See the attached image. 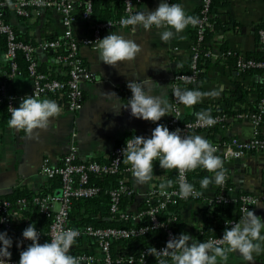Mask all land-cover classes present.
<instances>
[{"label": "crops", "instance_id": "0c3cea01", "mask_svg": "<svg viewBox=\"0 0 264 264\" xmlns=\"http://www.w3.org/2000/svg\"><path fill=\"white\" fill-rule=\"evenodd\" d=\"M73 1L78 3L80 0ZM201 1L176 0V3H181L187 13L193 15L200 8ZM157 4L158 0H140L134 6L138 9L144 7L154 9ZM79 13L78 7H75L74 21L71 24L73 33L78 36L91 32L90 23L83 20ZM214 16L217 17L219 23L224 25L216 29L211 28L214 30L206 44L211 49L212 56L205 69L200 90L207 91L220 86L222 89L218 97L205 96L198 103L216 101L224 105L223 97L229 96L231 92L240 94L237 92L238 83L251 86L257 76L243 77L239 71L230 68L226 64V57L221 48L225 47L228 51L242 57L247 52L261 48L262 45L257 42L255 36V26L264 20V0H227L223 6L217 8ZM7 19L27 42L36 46V57L40 63L50 68L56 75H67V63L61 57L54 55L55 50H44L39 46L43 40L62 39L64 36L65 27L57 9L35 7L28 9L24 15H18L14 8L10 7ZM111 31H119L131 36L141 45L140 52L132 61H119L111 66L99 61L95 48L81 46L79 48L80 57L94 77L92 80L81 83L83 97L80 109L71 110L67 96L63 92L45 94L40 97L55 100L61 106L62 111L60 115L53 118L47 129H34L39 132V141L30 139L23 130H15L8 125L3 128L0 134V197L17 187H25L34 192L46 188L50 180L40 172L41 165L44 162L50 166L61 164L62 157L68 150L72 133H75L76 155L80 161L104 159L124 138L151 134V130L155 127L153 121L134 117L128 109L122 106L120 108L119 102H127L126 81L144 78L147 80L146 86L150 90V95L166 94L171 102V80L176 73L186 69L189 65L190 48L193 42L191 27L187 26L182 33L167 42L161 41L159 36L161 30L155 26L147 31L142 27L132 25L113 26L106 29L102 37ZM9 60L5 51L0 48V68L5 66ZM2 83L7 94L25 95L33 88L31 76L17 70L7 75ZM107 91H115L120 96L119 101L115 99L105 101L104 93ZM257 97V92H250L245 96V103H251ZM186 107L190 106L181 105V111ZM169 114H165L160 120H166ZM253 132L254 127L250 120L242 118L232 121L218 137L235 136L240 139H249ZM260 132L264 134V126L261 127ZM199 134L205 137V133ZM224 167L225 177L232 186L228 195L234 200L230 205L235 212L237 210L235 200L240 192L259 195L263 191L264 152H248L241 158L224 162ZM202 169L205 175H213L207 169ZM169 170L161 168L158 163L153 165L154 175L151 181L145 184L137 183L131 174L129 182L134 191L133 202L141 201L143 193L159 185L162 178L169 179ZM217 187L218 185L210 184L207 189H201L203 198H211ZM211 205L208 206L202 201H188L181 204L179 209L184 231L193 236L203 221L201 211L204 207L209 208ZM54 206L57 207V203ZM250 209L264 219V207L255 203ZM11 212H14L18 218L25 217L12 208ZM0 230H5L1 223ZM81 244L87 248H78ZM72 250L89 251L96 257L95 264H100V253L94 243L76 242ZM221 264L225 262L221 261ZM226 264H264V251L254 254L252 262H244L237 253L229 252Z\"/></svg>", "mask_w": 264, "mask_h": 264}, {"label": "built area", "instance_id": "2783aa9c", "mask_svg": "<svg viewBox=\"0 0 264 264\" xmlns=\"http://www.w3.org/2000/svg\"><path fill=\"white\" fill-rule=\"evenodd\" d=\"M140 0H132L133 5H135ZM124 7L123 13L120 16L108 19L103 22H93L90 19L91 12V2L90 0H85L83 2V10L80 11L79 15L83 20H86L90 23L91 32L84 35H75L72 31V22L74 21V1L73 0H45L44 6L46 8H55L57 9L62 16V23L65 27L64 36L62 39H50L43 40L39 46L44 50H60L66 49V54L61 57L70 67L67 70L66 79H55L47 78L45 74L37 70L35 57L33 55L34 47L30 43H25L22 41L16 40V35L9 23H0V31L6 35V51L5 54L11 59L14 57L16 49H21L24 51L25 57L28 61V73L32 78L33 88L27 94H38L39 96L45 94H56L63 92L69 101V106L71 110H78L82 105V81L92 80L94 75L83 63L80 54L79 48L81 46H89L95 48L96 39L102 37V33L113 26H125L121 23L122 17L127 15L126 9L128 0H123ZM210 3L211 0H202L200 5V16L198 17V23L196 25H188L189 27L195 28L196 38L191 44V55L189 61V70L188 72L176 73L171 80L170 87V100L173 105V114H169L166 120H159L154 122L156 126L157 123L165 124L169 127L170 130L175 128H180L183 130V134H188L190 128H208L211 126H201L198 118L182 124L181 119L176 118L177 112L181 113V102L173 95V89L179 87L181 82H194L196 76L199 72L198 62L204 58H210L212 56L211 49L208 46L199 47L204 43V31L206 29L212 28V23L209 20L210 14ZM3 6H10L14 8V11L18 15L26 14L27 10L30 8L41 7L37 5L35 0H9L2 1L0 0V8ZM129 26V25H127ZM259 42L264 46V29L259 30ZM207 41H205V45ZM231 51H228L230 53ZM12 68L15 69V63L11 64ZM238 70L249 67H262L264 68V60L256 61L254 59H244L241 55L236 63ZM130 91V90H129ZM26 95V94H25ZM131 92L129 93V96ZM24 95L16 94H7L5 93L4 86L0 87V101L2 98H5L7 102V110L10 113L8 106H17L20 99ZM255 112L238 115V118L249 119L251 124L254 127V132L252 137L249 139H240L238 137L232 136L225 138L216 142H212L217 148V155L221 157L224 162H229L233 159H238L244 156L248 152L252 151H262L264 152V136L261 135V124L262 114L264 113V95L259 100L258 104L255 107ZM224 117L215 116L216 122L223 120ZM75 133L71 135V141L68 147L67 152L62 157L61 164L59 166H50L47 162H44L41 165L40 172L52 178L55 176H60L61 178V187L59 188L60 192L57 195L46 194L44 196H33L31 202L37 207L38 212L51 219L47 235L49 240L52 237L55 229L59 225L64 227H73L68 223V211L70 206V200L73 198H89L97 195L102 188L109 195V213L110 216H118V218L135 222L142 219L144 216L149 218V222L143 224L139 227H95L92 225H82L79 227H73L79 229V235L75 238L74 244L70 248V252L81 259V264H95L96 257L91 252H73L72 248L75 246L77 240L78 243L81 241L85 243H94L100 253V264H150V259H153L156 263L154 255L147 253V248L150 246H155L158 250L165 246V242L170 238V235H174L173 230L167 223H161L158 220V213H170V207H173L172 212L180 208V205L183 204L182 201H202L206 205H211L215 201L222 203L232 204L234 201L228 195V192L231 190L232 186L226 188L228 180L225 178V182L222 185H218L214 195L209 199H204L202 194L198 196H190L188 199H182L175 194L178 191V183L176 186L169 187L166 191L161 192L159 185H155L143 193L142 200L146 203V207L142 210L136 208L135 202L132 205L127 206L126 208H120V199L122 195H133V189L129 182V176L132 174L130 171V164H126L122 157L121 149L125 144L124 140L121 144L115 145L111 153L103 159V161H98V159H90L88 161H80L77 159V147L74 142ZM157 164V161L153 162V165ZM105 175L115 176L116 184L106 185L101 188L100 185L96 184L91 180L92 177H101ZM182 173L175 169L176 181L180 178ZM188 180V171L183 173ZM198 192L200 189L195 188ZM201 193V192H200ZM139 201L138 203H140ZM257 201L264 202V191L259 195H254L251 193H241L238 194L237 199L235 200L237 204V210L239 216L236 219H230L233 222L239 219L241 215L244 214L246 209L255 204ZM27 201L24 198H19L16 200L15 204L24 206ZM57 203V207L54 204ZM42 206L46 208L41 209ZM12 203L9 200L0 198V217L3 218V221L0 222L3 229H9L14 227L18 233L17 235V245L26 247L30 240L22 237V230L29 224L33 223L35 227L40 231V236L42 234L38 221L31 220L27 216L16 217L14 212H11ZM17 214V213H16ZM227 221V220H225ZM225 221L222 222V230L228 225L225 224ZM20 222L26 223V225H18ZM163 227L165 232L164 242L159 245H154L153 243H148L141 248H126L124 249V255L121 257L114 258L111 253V243L119 239H129L135 236L143 235L149 230H152L157 227ZM219 236H209L205 240L214 239ZM86 247L80 245L78 248ZM135 250V255L134 251ZM144 253L143 260L141 256ZM15 264L18 261L17 258H8ZM5 264H9L8 261H5Z\"/></svg>", "mask_w": 264, "mask_h": 264}, {"label": "clouds", "instance_id": "9594fccd", "mask_svg": "<svg viewBox=\"0 0 264 264\" xmlns=\"http://www.w3.org/2000/svg\"><path fill=\"white\" fill-rule=\"evenodd\" d=\"M11 3V0H9ZM37 5L44 6L45 0H35ZM127 15L122 17L121 23L125 26L132 25L149 30L153 26L160 29L161 41L167 42L178 36L188 25H196L198 18L187 13L181 3H171L170 0H158L154 9L136 8L132 0H128ZM95 51L100 62L114 66L119 61H132L140 52L141 45L131 36L119 31H111L107 35L97 38ZM150 78V77H149ZM147 80L130 79L126 87L131 95L127 102H119L128 109L130 114L141 119L153 122L159 121L165 114H173V105L166 94H149L146 86ZM222 86L202 91L198 88L173 89V95L179 102L191 106L201 101L205 96L218 97ZM105 101H119L120 96L115 91L104 93ZM10 117L7 124L15 130H23L30 139L39 141V132L34 129H47L53 118L60 115L62 108L53 99L41 98L38 94L24 95L18 106L9 105ZM119 112V111H117ZM210 109L195 113L201 126H211L216 123ZM181 119L179 112L174 115ZM52 118V119H50ZM183 130L175 128L170 130L165 124L157 123L151 134L134 135L127 138L121 149L122 157L126 164H130V171L139 184L151 181L153 162L158 161L163 169H178L182 175L176 181L178 191L175 192L182 199L190 196L201 195L194 184L189 182L183 173L201 167L213 175H205L200 180L202 189H207L210 184L222 185L225 182L226 169L224 161L217 155V148L201 134H183ZM174 182L162 178L159 183L161 192L166 191ZM256 204L264 207V203ZM46 208L42 206L41 209ZM3 218L0 217V222ZM201 227L203 228L202 223ZM222 235L214 239L197 241L185 231L170 235L165 246L159 250L155 246L147 248V253L154 255L157 264H221L228 259V253H237L244 262L254 261V254L264 251V219L255 214L252 209H246L236 221L227 220ZM79 229L73 227H56L50 240L40 242V231L34 222L29 223L22 230V237L31 242L19 253L15 264H81V259L70 252ZM13 244L12 237L7 230H0V264L8 261L12 264L10 251ZM147 253L143 252L141 260ZM170 258V259H169Z\"/></svg>", "mask_w": 264, "mask_h": 264}, {"label": "trees", "instance_id": "16d2710c", "mask_svg": "<svg viewBox=\"0 0 264 264\" xmlns=\"http://www.w3.org/2000/svg\"><path fill=\"white\" fill-rule=\"evenodd\" d=\"M7 1V0H2ZM85 0H80L78 3H74V7H78L79 11L83 10V2ZM91 2V12H90V19L93 22H103L108 19L120 16L123 13L124 3L123 0H90ZM171 3H176V0H170ZM227 0H211L210 3V14L209 20L212 23V27L214 29L222 27L224 24L219 23L217 17L214 16V13L217 11V8L223 6ZM10 6H3L0 8V23H9L7 19V12L9 11ZM195 17L200 16V8L193 14ZM15 32L16 40L27 42L24 37L15 30L13 26H11ZM214 29H206L204 31V43L199 45V47H205V41L209 40ZM264 29V20L259 22L255 26V36L257 42H259V30ZM191 32L193 34V40L196 38L195 28L191 27ZM29 43V42H27ZM31 44V43H30ZM34 47L33 55L35 57L37 70L46 75L47 78H55V79H66V76H59L52 73L51 69L46 67L44 64L40 63L36 57V46L32 44ZM0 48L3 51H6V35L0 31ZM221 51L226 57V64L232 68L239 71L240 75L243 77L256 75L257 79L251 86H244L241 83L237 84V92L240 94L237 95L235 92H231L229 96H225L222 98L224 105H221L219 102H208V103H196L190 107H186L181 111L182 118L181 123L191 122L197 119L195 113L204 109H210L211 115L213 117L220 116L224 117L223 120L216 122L213 126L208 128H190L188 130V134H199L205 133V137L212 143L222 139L223 137H218L221 131L228 126L232 121L242 119L238 118V115H246L255 112V107L258 104L261 97L264 95V68L262 67H249L244 68L242 70H238L236 67L237 60L239 55L230 52L225 47L221 48ZM47 52V51H46ZM66 49L55 50L54 55L57 57H63L66 54ZM242 58L244 59H254L256 61H263L264 60V46L258 48L254 51L247 52ZM210 58L202 57L198 62L199 72L196 76V80L194 82H181L179 84L180 88H201V84L204 80L205 76V69L210 63ZM15 63L16 68L13 69L11 64ZM69 65L66 64V70L69 69ZM3 73L0 71V87L3 86L2 80L5 79L7 75L14 73V71H19L25 75H29L28 73V61L25 57L24 51L21 49H16L14 57L11 58L8 63L0 68ZM189 65L186 69L178 72H188ZM257 92V99L251 103H245V96L248 95L250 92ZM129 89L127 88V95L129 96ZM183 107L184 104L181 103ZM10 117V113L7 110V102L5 98H2L0 101V134L3 128L8 125L7 121ZM261 124L264 126V113L262 114V121ZM262 136L264 134L261 133ZM131 138V137H127ZM120 141L118 144H121L124 140ZM98 161H103V159L96 158ZM158 163V161H157ZM159 164V163H158ZM205 176V171L201 167H197L196 169L188 170V181L194 184L195 188L202 189L200 186V180ZM168 177L174 183L171 187L176 186V177H175V169H170L168 172ZM50 183L46 188L34 192L30 189L25 187H17L14 188L10 193L1 196V199L9 200L12 203V209L16 210L17 213L25 215L32 220L38 221V226L42 232L40 236V242L42 243L44 240H49L47 235V231L49 228V224L51 219L40 214L38 212L37 207L31 202L33 196H44L46 194L57 195L59 188L61 187V178L60 176H55L49 178ZM92 181L96 184L100 185L101 188L106 185H115L116 184V177L105 175L101 177H92ZM231 186V183L228 181L226 184V188ZM263 191H264V182H263ZM246 193V192H240ZM19 198H24L27 203L24 206H19L15 204L16 200ZM109 195L102 188V190L95 196L89 198H73L70 200V206L68 211V223L73 227H79L82 225H92L95 227H107V226H115V227H139L143 224L149 222V218L144 216L142 219L137 220L135 222L127 221L118 218V216H110L109 213ZM182 203H184L182 201ZM133 204V197L129 195H122L120 199V208H126L129 205ZM146 207V203L141 201L140 203L136 204V208L138 210H142ZM173 207H170V213H158L157 217L161 223H167L171 229L173 230L174 234H178L181 231H184V224L182 222L180 216V209L174 210L172 212ZM201 215L203 216L202 225L203 228L200 226L198 227L193 235L194 240L202 241L205 240L209 236H220L223 233L222 230V222L225 220L236 219L239 216V212L236 210L235 212L232 210V207L228 203H222L219 201L213 202V204L209 208H205L201 211ZM18 225H26L24 222H20ZM8 234L12 237L13 244L10 249L12 255L10 258H17L19 256L20 251L24 248L22 246L17 245V231L14 227L6 229ZM165 232L163 227H157L152 230H149L143 235L135 236L129 239H119L113 241L111 243V253L114 258L121 257L124 255V249L126 248H141L148 243H153L154 245H159L164 242ZM77 240L76 242H78ZM31 242V241H30ZM29 242V243H30ZM28 243V244H29ZM27 246V245H26ZM73 252H82V251H74ZM134 255L135 250L133 251ZM170 259V258H169ZM133 264H137L134 262ZM150 264H157L153 259H150Z\"/></svg>", "mask_w": 264, "mask_h": 264}, {"label": "water", "instance_id": "95a60500", "mask_svg": "<svg viewBox=\"0 0 264 264\" xmlns=\"http://www.w3.org/2000/svg\"><path fill=\"white\" fill-rule=\"evenodd\" d=\"M51 51H53V50H51ZM60 192V190L58 191V193Z\"/></svg>", "mask_w": 264, "mask_h": 264}]
</instances>
